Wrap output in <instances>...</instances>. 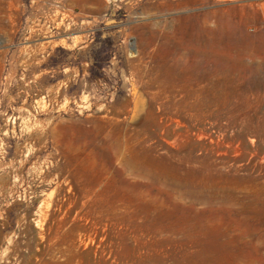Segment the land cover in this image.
Segmentation results:
<instances>
[{
  "label": "rangeland",
  "instance_id": "1",
  "mask_svg": "<svg viewBox=\"0 0 264 264\" xmlns=\"http://www.w3.org/2000/svg\"><path fill=\"white\" fill-rule=\"evenodd\" d=\"M0 264H264V0H0Z\"/></svg>",
  "mask_w": 264,
  "mask_h": 264
}]
</instances>
